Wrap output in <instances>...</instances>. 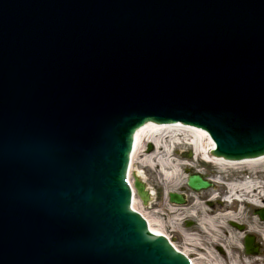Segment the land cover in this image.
I'll use <instances>...</instances> for the list:
<instances>
[{
	"label": "water",
	"instance_id": "1",
	"mask_svg": "<svg viewBox=\"0 0 264 264\" xmlns=\"http://www.w3.org/2000/svg\"><path fill=\"white\" fill-rule=\"evenodd\" d=\"M148 123L264 156V0H0V264H190L132 209Z\"/></svg>",
	"mask_w": 264,
	"mask_h": 264
},
{
	"label": "rangeland",
	"instance_id": "2",
	"mask_svg": "<svg viewBox=\"0 0 264 264\" xmlns=\"http://www.w3.org/2000/svg\"><path fill=\"white\" fill-rule=\"evenodd\" d=\"M183 139V137H180ZM149 144L144 143L143 150L134 158L133 170L131 184L134 190V185L138 179L140 182L144 183L147 192L153 193L154 196H150L151 200L145 206L144 202L140 200L138 194L135 191L136 200V211L141 213V215L151 223L154 230H158L165 235L168 239L172 241L174 246L179 249V251L185 253L194 264H228L226 260L225 253L231 252L225 249L224 246H229L228 241H226V236L221 231L220 234H216L219 242L216 244H210L209 238H206L201 229V223L205 219V212L211 207H214L218 211H224L226 206L219 204L224 200L225 190L217 184L213 185L212 190L202 192L200 194H195L190 192L186 187L187 174L186 169H192L193 173H200L206 178L211 180H217L219 176L222 177L223 184L235 181L237 178V171L234 170H221L209 164L203 160L200 156L198 160H195L193 149L186 145H180L173 147L169 145V150L171 152L172 166L175 168L168 169L169 173L175 171V177L168 180L165 178L164 174L160 171V168H150L147 165H143L144 155H151L155 149L149 153ZM192 153V158H187V154ZM188 164V165H186ZM264 169V167H261ZM185 192L188 196L189 205L183 208H173L169 204V199L167 198L170 193H180ZM218 197L220 201L211 202L213 198ZM214 201V200H213ZM213 204V206H210ZM195 205H198L199 209L195 215ZM237 205L230 207V210L225 211L239 217V223L231 222L228 219L223 220L220 223L222 226L226 227L229 234L233 236L234 240H238L239 235H242L239 229L235 228L233 225L244 227V230L248 228L249 222L252 221V217L255 211L246 210L244 216L238 215L239 208ZM246 231V230H245ZM247 234L244 235L245 237ZM192 241V242H191ZM216 241V240H213ZM256 243L259 245L260 253L258 257L264 258V247L261 245L259 239L256 238ZM241 247L245 251L244 240L242 239ZM211 253V255L209 254ZM241 254L239 250L231 253L233 258L237 259L240 256H247L246 251ZM211 257L213 261L211 262Z\"/></svg>",
	"mask_w": 264,
	"mask_h": 264
},
{
	"label": "bare ground",
	"instance_id": "3",
	"mask_svg": "<svg viewBox=\"0 0 264 264\" xmlns=\"http://www.w3.org/2000/svg\"><path fill=\"white\" fill-rule=\"evenodd\" d=\"M180 137H183L180 138ZM144 143L150 144L155 148V151L151 155H144L143 165H147L150 168L156 169L160 168V171L164 174L165 178L168 180L175 177V171L172 173L168 172V169L175 168L172 166L171 152L169 150V145L177 147L180 145H186L193 149V154L195 160H198L201 156L204 161L209 164L216 165L217 168L221 170H234L238 173L235 181L227 184H223L222 177L219 176L217 180H213L214 184L221 186L225 190L224 200L221 202L218 197L213 198L211 202H218L226 206L224 211H218L214 207L208 209L204 216L205 220L201 223V229L206 238H209L210 244H216L219 242L216 234H220L221 231L226 236V241H228L229 246H224L225 249L231 252L225 253V258L228 264H264V258L261 256H255L247 254V256H240L235 259L231 253L239 250L241 254L245 252L241 247L242 239L244 240V235H252L259 239L261 245L264 247V220H261L255 213L252 217V221L249 222L248 228L239 235L238 240H234L233 236L229 234L226 227L222 226L223 220L228 219L231 222L239 223V217L228 213L225 211L230 210V207L234 204L239 208L238 215L244 216L246 210L256 211L258 209L264 208V156L258 159L246 160L241 162H231L225 161L221 158H215L211 156V150L213 149L212 141L205 132L199 129H194L190 127L183 126H158V125H147L141 129L137 134L135 156L143 150ZM133 158V159H134ZM188 165V164H186ZM151 196H154L151 193ZM136 198H134L133 207L136 210L135 203ZM214 200V201H213ZM195 215L198 212V205H195ZM149 230L157 235L162 234L158 230H154L151 223L148 222ZM216 240V241H213ZM192 242V241H191ZM211 255V253H209ZM211 258V257H209ZM213 259L211 258V262ZM222 264V263H217Z\"/></svg>",
	"mask_w": 264,
	"mask_h": 264
},
{
	"label": "flooded vegetation",
	"instance_id": "4",
	"mask_svg": "<svg viewBox=\"0 0 264 264\" xmlns=\"http://www.w3.org/2000/svg\"><path fill=\"white\" fill-rule=\"evenodd\" d=\"M186 195H187V194H186ZM187 196H188V195H187ZM188 205H189V200H188V204H187V206H188ZM209 205H210V206H213V204H210V203H209ZM185 207H186V206H185ZM182 208H183V207H182Z\"/></svg>",
	"mask_w": 264,
	"mask_h": 264
}]
</instances>
